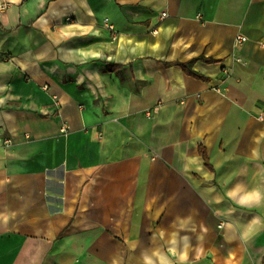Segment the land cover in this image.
Segmentation results:
<instances>
[{"label":"crops","instance_id":"1","mask_svg":"<svg viewBox=\"0 0 264 264\" xmlns=\"http://www.w3.org/2000/svg\"><path fill=\"white\" fill-rule=\"evenodd\" d=\"M0 264H264V0H0Z\"/></svg>","mask_w":264,"mask_h":264},{"label":"trees","instance_id":"2","mask_svg":"<svg viewBox=\"0 0 264 264\" xmlns=\"http://www.w3.org/2000/svg\"><path fill=\"white\" fill-rule=\"evenodd\" d=\"M200 61H204V62L209 63V64H215V62H217L216 60L214 61L212 59H207L205 57H200L199 59H195V60H192L190 62H186V64L180 63V62H174L172 64H167L166 66L167 67L179 66L189 76H192V77H194V78H196L198 80L209 81V79L207 77H205L204 75L199 74V73H197V72H195L193 70V66L197 62H200ZM116 68H119V66H109L107 68V70L109 72H113V71L116 70ZM199 155H201V157L204 158L206 166L209 169L213 170L212 167H211V165H210L209 158H208V155L206 153V149L204 147H202V146L199 148Z\"/></svg>","mask_w":264,"mask_h":264},{"label":"built area","instance_id":"3","mask_svg":"<svg viewBox=\"0 0 264 264\" xmlns=\"http://www.w3.org/2000/svg\"><path fill=\"white\" fill-rule=\"evenodd\" d=\"M163 17H167V14H163ZM104 24H105V28H106V29L110 30L112 33L115 34V32H116V30H115V26H114L113 24H111L109 18H106V19L104 20ZM236 40H237L236 42H237L238 45H242V43H244V42L247 41V40H246V37H243V36H242V37L238 36V37L236 38Z\"/></svg>","mask_w":264,"mask_h":264}]
</instances>
